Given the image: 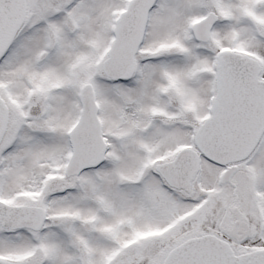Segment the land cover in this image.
<instances>
[{
  "label": "snow or ice",
  "instance_id": "6c2138e0",
  "mask_svg": "<svg viewBox=\"0 0 264 264\" xmlns=\"http://www.w3.org/2000/svg\"><path fill=\"white\" fill-rule=\"evenodd\" d=\"M0 264H264V0H0Z\"/></svg>",
  "mask_w": 264,
  "mask_h": 264
}]
</instances>
